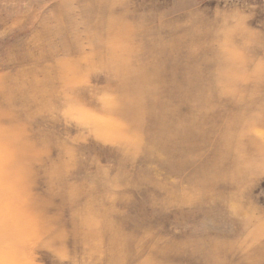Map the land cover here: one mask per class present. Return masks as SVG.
Returning a JSON list of instances; mask_svg holds the SVG:
<instances>
[{"label": "rangeland", "instance_id": "1", "mask_svg": "<svg viewBox=\"0 0 264 264\" xmlns=\"http://www.w3.org/2000/svg\"><path fill=\"white\" fill-rule=\"evenodd\" d=\"M0 264H264V0H0Z\"/></svg>", "mask_w": 264, "mask_h": 264}]
</instances>
